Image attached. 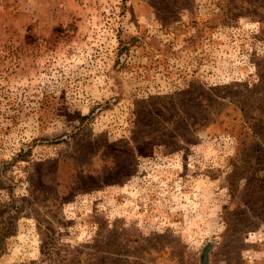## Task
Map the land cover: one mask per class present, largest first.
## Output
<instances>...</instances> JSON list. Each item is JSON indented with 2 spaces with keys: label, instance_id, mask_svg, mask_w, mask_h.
I'll list each match as a JSON object with an SVG mask.
<instances>
[{
  "label": "rangeland",
  "instance_id": "obj_1",
  "mask_svg": "<svg viewBox=\"0 0 264 264\" xmlns=\"http://www.w3.org/2000/svg\"><path fill=\"white\" fill-rule=\"evenodd\" d=\"M0 264H264V0H0Z\"/></svg>",
  "mask_w": 264,
  "mask_h": 264
}]
</instances>
